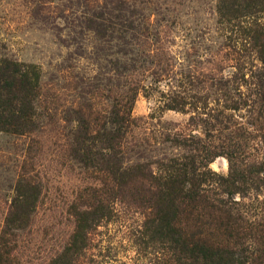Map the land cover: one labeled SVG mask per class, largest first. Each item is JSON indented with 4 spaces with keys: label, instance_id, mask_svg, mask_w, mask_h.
I'll return each instance as SVG.
<instances>
[{
    "label": "rangeland",
    "instance_id": "1",
    "mask_svg": "<svg viewBox=\"0 0 264 264\" xmlns=\"http://www.w3.org/2000/svg\"><path fill=\"white\" fill-rule=\"evenodd\" d=\"M0 73V264H264V0H0Z\"/></svg>",
    "mask_w": 264,
    "mask_h": 264
},
{
    "label": "trees",
    "instance_id": "2",
    "mask_svg": "<svg viewBox=\"0 0 264 264\" xmlns=\"http://www.w3.org/2000/svg\"><path fill=\"white\" fill-rule=\"evenodd\" d=\"M5 71L6 72L7 71H14V67L11 68L10 66H8V67L5 68ZM5 73H0V90L4 91V94H3V97L4 98H5V95H6L5 91L6 90H9L7 88H10L11 87L10 86V81L12 80L11 79L10 81H7V79L9 78L10 75H6ZM17 75L20 76V79L18 80L17 83H18L19 88L21 90H23L25 88V86H33V78L34 77H32V78L27 77L28 76V71H25V69L18 70L17 71ZM189 170L191 171L192 169H189ZM189 170L188 171L184 170V172L179 175L180 177H179L178 181H181L190 172ZM193 176L194 175H191L190 178L192 179ZM171 185H175V184L173 183ZM197 242L198 243L200 242L199 243L200 244V247L198 248V250L201 251L200 253H202L204 257H205L204 251L205 252L206 251L209 252V254L210 255H213V256L214 255L215 256L218 255V251L220 250L219 248L216 247L215 250L213 252H211L207 246H204V243L202 241H200V239H197ZM248 245H249V248L251 250H254L255 251V248L253 247V243L252 242L251 243H248ZM195 248H197L195 245H192L191 244L189 246L188 250H189L190 254H194L195 252L197 253V250H195ZM255 252L254 253H251L250 255H252V254L255 255ZM226 255H228V254L226 253ZM248 261L249 260H246V264H247ZM221 263L224 264L223 262H221Z\"/></svg>",
    "mask_w": 264,
    "mask_h": 264
}]
</instances>
